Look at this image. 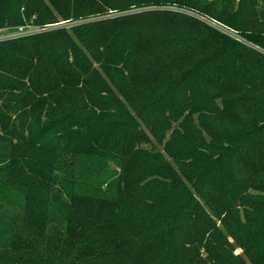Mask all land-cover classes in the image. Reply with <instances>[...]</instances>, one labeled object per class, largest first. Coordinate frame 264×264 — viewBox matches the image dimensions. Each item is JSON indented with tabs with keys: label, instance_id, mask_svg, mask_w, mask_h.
Here are the masks:
<instances>
[{
	"label": "trees",
	"instance_id": "16d2710c",
	"mask_svg": "<svg viewBox=\"0 0 264 264\" xmlns=\"http://www.w3.org/2000/svg\"><path fill=\"white\" fill-rule=\"evenodd\" d=\"M166 5L241 40L126 13ZM33 19L53 27L0 41V264L30 225L97 237L90 264H264V0H0V29Z\"/></svg>",
	"mask_w": 264,
	"mask_h": 264
},
{
	"label": "rangeland",
	"instance_id": "374dc122",
	"mask_svg": "<svg viewBox=\"0 0 264 264\" xmlns=\"http://www.w3.org/2000/svg\"><path fill=\"white\" fill-rule=\"evenodd\" d=\"M146 9L177 11L179 14L184 15L187 18H193L196 21L202 22L203 24H206L214 29H217L223 34H226L237 40H241L238 34L224 28L217 22H214L211 19L199 14V12H196L191 9L178 8L175 5L154 6V7L138 9V10L133 9L132 11L126 13L141 12L139 10L145 11ZM75 24L76 22L67 20L59 23L58 25H61L69 29ZM21 27H23L26 32L37 33V31L39 32L47 27H53V26H46L42 22H38L33 19L31 21H25V23L22 26H19L17 28H2L0 30H3L4 32L5 30H7V32H10V31H17V29ZM88 165H91L90 168L97 175L96 176L97 181L95 182L91 178L86 179V182L88 183L90 188L94 190L91 192L96 193V195H99L101 194L102 191H106L107 188L109 187L107 193L104 194L107 197L109 196L110 199L115 198L116 195L113 193L114 192L113 190H115L117 176L120 169L115 164H111L109 170L104 175V173L101 174L98 168L92 167L93 162H90ZM59 176H62V174L59 173ZM74 193H75L74 195L83 194L82 192H79V190H74ZM80 208L84 210L83 214L87 215V207L85 205H81ZM124 213L131 216L133 213L136 212L129 209L128 211L124 210ZM82 231L86 235L80 234V235H76L75 239H72L70 241L57 242L56 240L47 237L44 231L42 229H39V227L30 225L27 229V233L21 235L18 238L17 241H19V247L17 248L16 252H14L11 258V262L8 264H19L21 262H39V263H51V264H90L91 262L90 255L87 254V252H89V249H91V247H96L99 242L96 239L97 237L96 238L90 237L91 235L89 234V232H85L84 230ZM148 232L149 235L147 233V237L150 239L151 237H154L159 233L157 231H148ZM172 236H173L171 242L172 244L180 241V236H178L176 233L173 234ZM103 239L106 240V237H103ZM116 250L118 254L121 255L127 249L124 245H119V247ZM233 252L235 255H239L242 253V250L237 248ZM132 254L133 252L130 253V255ZM148 258L149 257L147 256L146 253L142 254V260L144 262H146ZM217 264H221V262H218Z\"/></svg>",
	"mask_w": 264,
	"mask_h": 264
},
{
	"label": "built area",
	"instance_id": "2783aa9c",
	"mask_svg": "<svg viewBox=\"0 0 264 264\" xmlns=\"http://www.w3.org/2000/svg\"><path fill=\"white\" fill-rule=\"evenodd\" d=\"M49 28H45L44 30L39 31V32L49 30ZM39 32L37 31V33H39ZM32 34H36V32H26L23 27L17 29V31H10V32H7V30H5V32L3 30H0V41H4V40H8V39H15V38L28 36V35H32Z\"/></svg>",
	"mask_w": 264,
	"mask_h": 264
}]
</instances>
